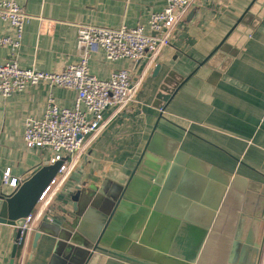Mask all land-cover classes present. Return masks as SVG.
<instances>
[{
    "label": "crops",
    "instance_id": "0c3cea01",
    "mask_svg": "<svg viewBox=\"0 0 264 264\" xmlns=\"http://www.w3.org/2000/svg\"><path fill=\"white\" fill-rule=\"evenodd\" d=\"M14 1L32 17L19 67L52 73L78 62L79 25L148 33L150 15L165 6ZM1 37L15 31L0 20ZM10 55L0 46V64ZM89 70L101 80L128 70L133 102L105 110L101 129L70 158L75 186L53 198L54 223L35 221L13 264H264L260 213L227 215L210 237L227 193L264 192V0H196L155 56L108 61L98 51ZM48 97L71 109L76 93L38 84L0 96V177L9 169L20 180L51 157L23 141L25 122L42 118ZM16 234L0 224V264L9 263Z\"/></svg>",
    "mask_w": 264,
    "mask_h": 264
},
{
    "label": "built area",
    "instance_id": "2783aa9c",
    "mask_svg": "<svg viewBox=\"0 0 264 264\" xmlns=\"http://www.w3.org/2000/svg\"><path fill=\"white\" fill-rule=\"evenodd\" d=\"M164 8L150 15L148 33L144 27L109 29L93 25L77 27L76 48L79 60L59 73L22 69L17 62L24 26L32 19L14 0H0V20L8 23L15 37H1L0 46L11 49L10 57L0 64V96L7 98L20 93L28 86L45 84L72 90L76 93L73 108H60L52 97L42 118L25 122L23 141L27 149L48 150L49 165L61 162L55 177L44 189L34 210L18 226L22 231L16 240L21 245L33 232V223L44 220L54 223L51 203L63 190L74 187L72 155L78 154L86 139L103 126L104 112L109 107L123 108L133 102L136 86L128 70L113 72L109 79L101 80L89 70L93 54L101 51L108 61H138L145 55L155 56L169 46L171 35L178 22L186 15L196 0H163ZM3 186L17 190L20 181L11 177L10 170L0 177Z\"/></svg>",
    "mask_w": 264,
    "mask_h": 264
},
{
    "label": "water",
    "instance_id": "95a60500",
    "mask_svg": "<svg viewBox=\"0 0 264 264\" xmlns=\"http://www.w3.org/2000/svg\"><path fill=\"white\" fill-rule=\"evenodd\" d=\"M249 15L245 16L241 21L249 25ZM140 60L137 62L139 63ZM61 162L49 165L48 161H43L42 165L26 173L19 181L20 185L12 194H7L4 186L0 182V224L16 227V240L21 236L22 231L18 229L24 218L28 216L36 207L38 198L55 177ZM253 191V190H252ZM255 191V192H254ZM253 192L256 194L243 195L242 190L227 193L224 202L219 211V216L212 228L210 237L224 225L227 215H239L240 220L248 219L245 216L256 218L260 213L264 217V192ZM260 193V195L258 194ZM235 194V195H234ZM245 194V193H244ZM242 214V215H241ZM244 216V217H242ZM37 238V235L35 239ZM208 239L207 243H209ZM254 245H258V239L254 241ZM17 250V243L13 246L11 258L8 264L14 263Z\"/></svg>",
    "mask_w": 264,
    "mask_h": 264
}]
</instances>
